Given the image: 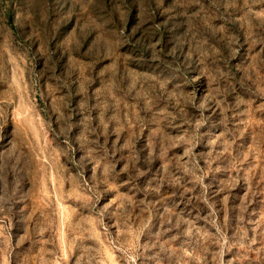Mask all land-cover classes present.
<instances>
[{"label":"rangeland","instance_id":"obj_1","mask_svg":"<svg viewBox=\"0 0 264 264\" xmlns=\"http://www.w3.org/2000/svg\"><path fill=\"white\" fill-rule=\"evenodd\" d=\"M0 264H264V0H0Z\"/></svg>","mask_w":264,"mask_h":264}]
</instances>
